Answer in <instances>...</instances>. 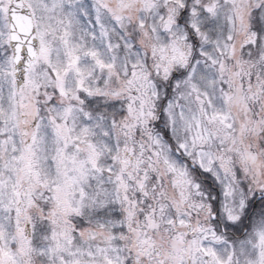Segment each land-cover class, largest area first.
Here are the masks:
<instances>
[{
    "label": "snow or ice",
    "instance_id": "obj_1",
    "mask_svg": "<svg viewBox=\"0 0 264 264\" xmlns=\"http://www.w3.org/2000/svg\"><path fill=\"white\" fill-rule=\"evenodd\" d=\"M0 264H264V0H0Z\"/></svg>",
    "mask_w": 264,
    "mask_h": 264
}]
</instances>
